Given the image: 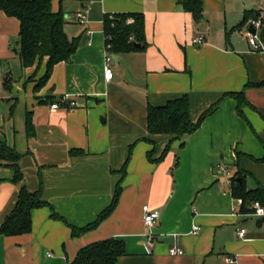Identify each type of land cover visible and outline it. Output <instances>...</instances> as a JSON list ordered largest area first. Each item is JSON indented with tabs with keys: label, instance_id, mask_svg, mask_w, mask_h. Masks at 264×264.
I'll return each mask as SVG.
<instances>
[{
	"label": "crops",
	"instance_id": "obj_1",
	"mask_svg": "<svg viewBox=\"0 0 264 264\" xmlns=\"http://www.w3.org/2000/svg\"><path fill=\"white\" fill-rule=\"evenodd\" d=\"M52 1L54 11L63 7L65 32L80 36V44L38 89L47 57L21 64L20 20L0 9V140L21 154L24 173L16 183L13 170L0 167V227L22 185L46 202L32 210L31 232L0 234V264H70L83 246L112 237L127 246L117 264H230V258L264 264V218L254 214L252 202L243 205L232 194L239 172L248 190L264 187V51L252 50L244 33L254 13L264 15V0H203L198 22L179 0ZM84 7L89 22L80 25L75 12ZM120 12L144 14L147 46L113 53L118 57L108 81L104 19ZM198 36L204 41L193 43ZM240 92L244 98L231 94ZM184 94L194 122L216 109L183 139L150 135L149 105ZM69 100L79 106L70 108ZM30 111L35 133L28 136ZM168 144L162 160L149 159V151L155 159ZM218 162L229 175L217 173ZM119 184L110 217L74 235L73 227L94 222L111 204ZM144 205L161 214L151 247ZM194 225L201 228L197 234ZM242 227L244 237L238 235ZM174 247L183 253L171 254Z\"/></svg>",
	"mask_w": 264,
	"mask_h": 264
},
{
	"label": "trees",
	"instance_id": "obj_2",
	"mask_svg": "<svg viewBox=\"0 0 264 264\" xmlns=\"http://www.w3.org/2000/svg\"><path fill=\"white\" fill-rule=\"evenodd\" d=\"M61 2L63 0H60ZM86 4L89 0H79ZM180 5L188 12H191L195 22L201 21L204 16L203 0H179ZM0 9L8 16L16 17L20 20V50L18 51L21 64L29 67L37 60L47 57V69L45 74L35 88H41L49 80L54 67L64 60H69L79 48L80 36L70 38L65 32V16L63 7L57 11L53 10L52 0H0ZM260 11L254 13L253 17L258 18ZM247 17L244 19L245 20ZM129 19L133 22L128 23ZM244 24V23H243ZM103 30L106 42L111 46V52L121 54L146 48L145 16L140 12L105 14ZM4 84L7 89L11 88L12 80L4 77ZM234 96L244 98V93H231ZM229 94V95H231ZM216 106L205 111L197 122L190 118L189 95L170 99L163 105H149L147 110L148 133L167 134L173 139H183L187 134L195 132L203 122V119L212 113ZM27 134L31 136L35 133V125L32 121V112L27 115ZM153 142L151 138L148 139ZM184 145V142L182 143ZM170 149L168 144L162 154L155 159L154 152L149 151L148 157L156 162L164 158ZM21 154L8 142L0 140V167H9L13 170V182H20L24 178V173L19 165ZM123 175L126 172L125 166L122 168ZM2 180H0L1 182ZM232 194L241 198L243 205L253 201H259L264 205V187L247 188L243 175L239 172L232 178ZM14 209L8 214L0 227V234L16 236L29 233L32 230L31 212L35 207L45 205L41 192L29 191L22 185ZM123 190L119 184L112 197L111 204L102 210L96 220L81 229L72 228L74 235L78 236L87 229L96 228L102 221L110 217L116 208L120 194ZM127 246L124 240L119 238H108L96 241L95 243L83 246L75 259L70 264H117L119 257L126 255Z\"/></svg>",
	"mask_w": 264,
	"mask_h": 264
},
{
	"label": "built area",
	"instance_id": "obj_3",
	"mask_svg": "<svg viewBox=\"0 0 264 264\" xmlns=\"http://www.w3.org/2000/svg\"><path fill=\"white\" fill-rule=\"evenodd\" d=\"M89 10L84 7L78 11L75 12V16L77 17V22L80 25H86L89 22V15H88ZM133 22V19H129L128 23ZM246 28L244 30V33L251 45V49L254 51H264V42L261 41L260 39V34L262 33L263 29H264V15H260L258 18H253L251 19L247 24H246ZM253 26L256 29V33H253L250 30V27ZM91 31H89L88 33H90ZM204 39L201 36H198V38H194L193 39V43H201L203 42ZM105 46H106V55L104 58L105 61V65H104V77L106 80L110 81L113 79V75H114V69H113V52H111V46L110 44H108L106 42V36H105ZM3 70V64H1L0 62V71ZM67 105L70 108H77V106H79V102L76 100H69L67 102ZM53 108H58V104H53L52 105ZM217 166V173H222L225 175H229L230 171L228 170L227 166H225L223 163L218 162V164H216ZM252 209L254 211V214L260 217L264 218V205L261 204L259 201H253L252 202ZM235 208V207H234ZM236 210V208H235ZM143 215H144V223L146 226V245H148V247L153 246V244L155 242H157V234L155 233V231L153 230L157 225L158 222L160 220L161 214L160 211L158 209H153L151 208L149 205H144L143 206ZM193 233L197 234L201 228H199L198 225H194L193 226ZM247 233L246 228H240L238 230V235L240 237H244ZM170 253L171 254H181L183 253V249H181L180 247H174L170 249ZM230 264H235L236 260L234 258H230L229 259Z\"/></svg>",
	"mask_w": 264,
	"mask_h": 264
},
{
	"label": "rangeland",
	"instance_id": "obj_4",
	"mask_svg": "<svg viewBox=\"0 0 264 264\" xmlns=\"http://www.w3.org/2000/svg\"><path fill=\"white\" fill-rule=\"evenodd\" d=\"M58 3V2H57ZM67 15H69L70 14V12H67L66 13ZM70 25H69V28H71V30H74L75 28H78V25H76L75 23H74V21H75V18H74V16L73 15H70ZM73 23V24H72Z\"/></svg>",
	"mask_w": 264,
	"mask_h": 264
},
{
	"label": "water",
	"instance_id": "obj_5",
	"mask_svg": "<svg viewBox=\"0 0 264 264\" xmlns=\"http://www.w3.org/2000/svg\"><path fill=\"white\" fill-rule=\"evenodd\" d=\"M250 30H251L253 33H256V29H255L253 26L250 27ZM260 39H261V41H264V37H263V34H262V33L260 34ZM117 57H118V55L113 54V60H115Z\"/></svg>",
	"mask_w": 264,
	"mask_h": 264
}]
</instances>
